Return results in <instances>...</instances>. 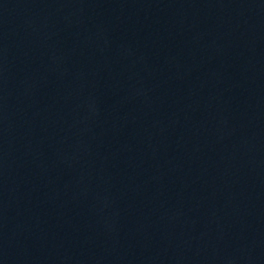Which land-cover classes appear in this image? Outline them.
Wrapping results in <instances>:
<instances>
[{"label":"water","instance_id":"obj_1","mask_svg":"<svg viewBox=\"0 0 264 264\" xmlns=\"http://www.w3.org/2000/svg\"><path fill=\"white\" fill-rule=\"evenodd\" d=\"M0 264H264V0H0Z\"/></svg>","mask_w":264,"mask_h":264}]
</instances>
